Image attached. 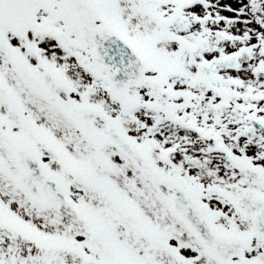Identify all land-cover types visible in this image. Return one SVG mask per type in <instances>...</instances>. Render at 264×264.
Listing matches in <instances>:
<instances>
[{"label": "snow or ice", "instance_id": "snow-or-ice-1", "mask_svg": "<svg viewBox=\"0 0 264 264\" xmlns=\"http://www.w3.org/2000/svg\"><path fill=\"white\" fill-rule=\"evenodd\" d=\"M0 264H264V0H0Z\"/></svg>", "mask_w": 264, "mask_h": 264}]
</instances>
